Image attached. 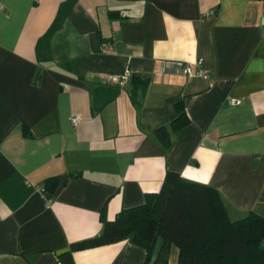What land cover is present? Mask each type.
Instances as JSON below:
<instances>
[{
  "label": "crops",
  "instance_id": "crops-1",
  "mask_svg": "<svg viewBox=\"0 0 264 264\" xmlns=\"http://www.w3.org/2000/svg\"><path fill=\"white\" fill-rule=\"evenodd\" d=\"M67 2L0 0V264H61L102 232L101 215L143 205L168 172L217 190L231 220L264 217V0H75L41 60L38 40ZM198 59L208 79L162 70ZM125 71L124 87L106 78ZM177 104L189 124L172 132ZM146 255L124 239L72 258ZM177 255L171 245L167 264Z\"/></svg>",
  "mask_w": 264,
  "mask_h": 264
},
{
  "label": "trees",
  "instance_id": "trees-1",
  "mask_svg": "<svg viewBox=\"0 0 264 264\" xmlns=\"http://www.w3.org/2000/svg\"><path fill=\"white\" fill-rule=\"evenodd\" d=\"M73 1L61 6L49 29L38 40L39 59L49 60L50 40L61 29L66 10ZM140 81L143 91L148 79L142 77ZM188 124L182 105L177 104V117L170 124L171 131H179ZM23 134L30 136L26 128ZM155 134L165 147L169 146V135L164 128L157 129ZM70 176L80 177L81 174L71 173ZM56 185V178H49L41 190L53 192ZM100 221L103 229L98 236L71 244L58 256V262L74 264V252L130 239L146 250L144 264H149L160 236L164 245L155 264H167L171 245L178 250L176 264H264V217L250 212L242 219L231 220L217 190L187 182L175 172L166 174L160 191L147 194L143 205L121 210L113 221L101 215Z\"/></svg>",
  "mask_w": 264,
  "mask_h": 264
},
{
  "label": "built area",
  "instance_id": "built-area-1",
  "mask_svg": "<svg viewBox=\"0 0 264 264\" xmlns=\"http://www.w3.org/2000/svg\"><path fill=\"white\" fill-rule=\"evenodd\" d=\"M2 10V6H0V11ZM212 12L206 13V16H210L212 15ZM111 48L110 45H106L103 47L104 51H108ZM162 70L165 73L168 74H179V75H183L186 77H197V78H201V79H208L209 78V71L208 69L205 67L204 62L202 59H198L197 61H195L194 63H184V62H179V61H169V62H165L162 65ZM107 80L114 84V85H118L119 87H124L126 85V83L130 80L131 78V72L130 71H125L122 74H110L107 75ZM230 104L231 105H239L240 101L236 100V99H231L230 100ZM80 121L79 117H73L71 118V123L73 125H77ZM41 192L42 190L39 189ZM51 204V200L48 199L46 202V205L49 206Z\"/></svg>",
  "mask_w": 264,
  "mask_h": 264
},
{
  "label": "water",
  "instance_id": "water-1",
  "mask_svg": "<svg viewBox=\"0 0 264 264\" xmlns=\"http://www.w3.org/2000/svg\"><path fill=\"white\" fill-rule=\"evenodd\" d=\"M163 245H164V241H163L162 237L158 236L157 239H156V243H155V246H154L150 261H149V264H155L156 259H157L158 255H159L160 250H161Z\"/></svg>",
  "mask_w": 264,
  "mask_h": 264
}]
</instances>
